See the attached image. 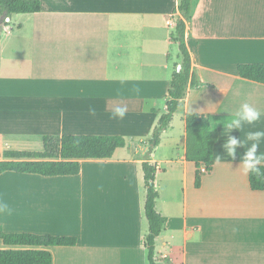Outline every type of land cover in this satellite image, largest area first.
I'll use <instances>...</instances> for the list:
<instances>
[{"label": "crops", "instance_id": "crops-1", "mask_svg": "<svg viewBox=\"0 0 264 264\" xmlns=\"http://www.w3.org/2000/svg\"><path fill=\"white\" fill-rule=\"evenodd\" d=\"M40 2L39 13L13 15L0 33V160L5 151L42 148L44 136L115 135L125 146L108 160L80 161L75 177L1 195L10 210L0 212L4 231L75 237L73 247L47 248L52 264H147L141 164L151 148L156 210L166 218L156 261L264 264V191L250 189L242 165L253 143L247 133L264 131V85L236 71L264 64V0H191L185 45L197 84L155 147L149 139L178 61L171 35L179 0ZM244 103L260 112L228 134L244 147L228 156L219 128L211 172L195 188L184 116H234ZM117 107L126 109L123 119ZM257 155L264 157V139ZM86 164L95 168L84 174Z\"/></svg>", "mask_w": 264, "mask_h": 264}, {"label": "trees", "instance_id": "trees-1", "mask_svg": "<svg viewBox=\"0 0 264 264\" xmlns=\"http://www.w3.org/2000/svg\"><path fill=\"white\" fill-rule=\"evenodd\" d=\"M41 11L40 0H0L2 28L7 27L13 15L34 14ZM177 11L181 16L175 23L171 35L177 45L179 65L174 66L165 103V113L149 139L155 147L160 135L170 124L188 86L195 87L196 77L191 71V58L185 45V28L191 11V0H179ZM239 78L264 85V64H238ZM233 116L186 114L185 161L195 168L194 186L199 188L203 175L209 174L213 166V147L217 142L219 128L223 121ZM215 125V126H214ZM125 146V139L115 135H65L44 136L40 152L5 151L0 160V177L5 174L37 176L41 178L75 177L80 173V161L108 160L117 149ZM148 148L146 160L141 164L145 187L144 218L147 232L144 248L147 264H160L155 258V240L161 233L166 218L156 210L158 194L154 188L155 166L149 164ZM259 173L248 172V184L252 191H264V165L257 166ZM0 264H52L49 247H73V236L40 235L29 232H6L0 225Z\"/></svg>", "mask_w": 264, "mask_h": 264}, {"label": "clouds", "instance_id": "clouds-1", "mask_svg": "<svg viewBox=\"0 0 264 264\" xmlns=\"http://www.w3.org/2000/svg\"><path fill=\"white\" fill-rule=\"evenodd\" d=\"M182 70V66L177 65L176 71L179 73ZM126 109L122 107H117L114 109V115L120 119H123L125 116ZM260 119V112L251 107L249 104L244 103L241 105L239 111L231 118H227L223 121V128L226 130V136L228 139L222 145L224 152L232 159H235L237 156L236 149L237 147H244V141H241L239 137H233L228 135L232 130H239L243 125L248 124L252 125L254 122ZM215 126V125H214ZM261 139H264V131H251L247 133V140L253 141L251 146L246 152L243 153L242 165L245 174L248 172L259 173L260 169L257 167L261 160L264 157L257 155V149ZM219 162V160H217ZM9 210L6 204L0 203V212ZM10 211V210H9Z\"/></svg>", "mask_w": 264, "mask_h": 264}, {"label": "rangeland", "instance_id": "rangeland-1", "mask_svg": "<svg viewBox=\"0 0 264 264\" xmlns=\"http://www.w3.org/2000/svg\"><path fill=\"white\" fill-rule=\"evenodd\" d=\"M174 59H176V56L178 54V49L177 47H174ZM180 61L178 59V61L175 63V67L177 65H179ZM177 122V121H176ZM176 128L174 130V134L175 136H180L179 134V127L178 124L175 125ZM42 150L41 147H38L35 150H32L33 152H40ZM131 152V151H130ZM92 168H95L94 165H90V164H86L84 165V174L86 172H89ZM19 175H13V174H5L2 177H0V196H6L3 195L5 193L11 194V192L16 191V192H22L25 190H29L31 186H38V185H47V184H54L56 182L57 179H46V178H30V179H19V177H17ZM2 193V194H1ZM3 198L0 197V201L2 202ZM9 231V230H6ZM13 231V230H12ZM10 232V231H9ZM2 248L1 244H0V249Z\"/></svg>", "mask_w": 264, "mask_h": 264}, {"label": "water", "instance_id": "water-1", "mask_svg": "<svg viewBox=\"0 0 264 264\" xmlns=\"http://www.w3.org/2000/svg\"><path fill=\"white\" fill-rule=\"evenodd\" d=\"M2 31V19H0V33Z\"/></svg>", "mask_w": 264, "mask_h": 264}]
</instances>
